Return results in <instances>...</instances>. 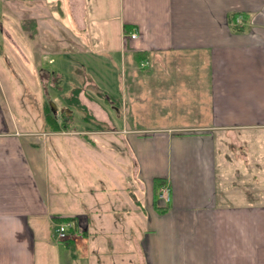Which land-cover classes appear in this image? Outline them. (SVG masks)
Listing matches in <instances>:
<instances>
[{
	"label": "crops",
	"instance_id": "1",
	"mask_svg": "<svg viewBox=\"0 0 264 264\" xmlns=\"http://www.w3.org/2000/svg\"><path fill=\"white\" fill-rule=\"evenodd\" d=\"M0 5L30 24L32 38L48 39L45 31L59 25L80 55L95 34L89 14L110 16L122 51L145 56L126 66L128 96L139 101L133 111L154 110L159 120L185 114L175 124L128 126L126 112L121 129H76L66 118L67 128L27 131L7 116L0 76V264H56L48 260L53 245L59 264H264V0ZM69 18L81 31L71 32ZM105 133L124 137L134 179L125 171L116 178L111 165L95 178L103 152L115 151L96 139ZM36 134L72 140L60 145L66 174L58 192L37 167L46 172L41 145L25 137ZM157 178L170 187L168 204L158 199ZM66 220L76 236L57 241L56 224Z\"/></svg>",
	"mask_w": 264,
	"mask_h": 264
},
{
	"label": "rangeland",
	"instance_id": "2",
	"mask_svg": "<svg viewBox=\"0 0 264 264\" xmlns=\"http://www.w3.org/2000/svg\"><path fill=\"white\" fill-rule=\"evenodd\" d=\"M0 3H4V0H0ZM55 16L59 19L58 15ZM90 18L96 21L93 30L95 34L89 41L87 54L80 55L76 41L64 34L59 25L53 26L54 31H45L50 34L48 39L43 35L32 38L28 34V30H31L30 24L20 23L10 7L2 9L0 5V76L8 98L7 116L17 121L21 129L32 132H43L50 128L44 118L47 105L52 111H56L59 123L66 118L70 119L68 123H72L76 129L89 124L93 128L109 130L111 122L121 129L122 117L126 112L128 126L137 122L146 126L160 124V121L164 124L182 122L177 119L185 114L176 110L171 111L173 116L169 120H159L155 111L148 108L140 112L143 114L133 111L134 108L140 110L139 101H133L128 96L129 71L126 66L135 63L134 57L129 52L122 51L120 28H116L117 22L113 18L97 10L89 14ZM68 22L71 32L81 31L70 18ZM61 23L66 25L64 21ZM103 23L108 26V31L103 30ZM88 24L91 28L89 20ZM18 33L20 36H17ZM41 50L48 53L43 54ZM186 62L184 59L181 63ZM90 101L96 103L97 108H93L94 105ZM96 110L100 112L99 118L95 116ZM85 116L88 117L87 120L84 119ZM25 137L35 139L41 145L36 151L46 163V172L43 163L37 167L42 170L44 177L46 175L49 178L53 189L58 192L66 174L63 168L60 169V145L70 144L72 140L65 141L64 136L52 134ZM90 137L95 138L96 135ZM122 138L124 137L108 133L96 137L102 148L114 147L115 151L109 155L106 151L103 152L104 155L100 154L106 161H97L99 168L97 173L94 171L95 178L103 180V177H107L105 172H108L106 168L109 165L116 167V178L120 180L124 177V171L130 178L134 177V163L129 158ZM129 167L132 171L128 170ZM51 249L52 255L48 260L59 264L60 255L56 252L59 249L54 245Z\"/></svg>",
	"mask_w": 264,
	"mask_h": 264
},
{
	"label": "built area",
	"instance_id": "3",
	"mask_svg": "<svg viewBox=\"0 0 264 264\" xmlns=\"http://www.w3.org/2000/svg\"><path fill=\"white\" fill-rule=\"evenodd\" d=\"M137 33H133L132 37H136ZM158 199L168 204L171 200L170 187L167 184H163L158 190ZM75 224L73 221L66 220L60 221L56 224L55 238L57 241L67 240L71 237H75Z\"/></svg>",
	"mask_w": 264,
	"mask_h": 264
},
{
	"label": "trees",
	"instance_id": "4",
	"mask_svg": "<svg viewBox=\"0 0 264 264\" xmlns=\"http://www.w3.org/2000/svg\"><path fill=\"white\" fill-rule=\"evenodd\" d=\"M144 59H145V56L140 55V51H135L136 62H140L141 60H144ZM44 118H45V121L48 125L51 124V130H53V131L61 130L62 128H67L66 119L62 123H59L54 110L52 111L50 109V106H48V105L45 106V117ZM87 118L88 117H86V116L84 117L85 120H87ZM156 181H157L158 186L164 183V181H162V179H160V178H157ZM161 211H164V209Z\"/></svg>",
	"mask_w": 264,
	"mask_h": 264
}]
</instances>
